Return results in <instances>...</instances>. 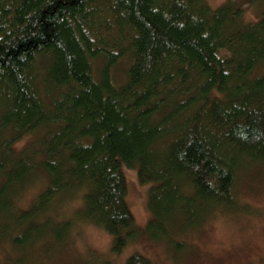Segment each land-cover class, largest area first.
Listing matches in <instances>:
<instances>
[{
    "label": "trees",
    "instance_id": "1",
    "mask_svg": "<svg viewBox=\"0 0 264 264\" xmlns=\"http://www.w3.org/2000/svg\"><path fill=\"white\" fill-rule=\"evenodd\" d=\"M256 164L264 0H0V245L62 240L53 227L80 214L122 252L138 236L124 166L147 185L152 239L174 241L236 208Z\"/></svg>",
    "mask_w": 264,
    "mask_h": 264
},
{
    "label": "rangeland",
    "instance_id": "2",
    "mask_svg": "<svg viewBox=\"0 0 264 264\" xmlns=\"http://www.w3.org/2000/svg\"><path fill=\"white\" fill-rule=\"evenodd\" d=\"M209 2L216 8L224 0ZM124 172L129 182L127 202L136 219L138 236L122 252H114L108 232L98 225L80 222L78 214V221L73 222L70 230L63 224L53 227L52 234H66L62 240L53 235L45 237L44 233L42 239L25 249L0 245V264H127L134 254L147 257L153 264H264V165L256 164L238 172L236 208L216 209L196 227L177 229L175 242L152 239L147 227V185L140 184L134 169L124 166ZM36 191L32 188L18 197L19 206H30ZM77 202L65 209L55 207L54 220L70 219V214L81 207ZM180 241L183 243L177 246Z\"/></svg>",
    "mask_w": 264,
    "mask_h": 264
}]
</instances>
